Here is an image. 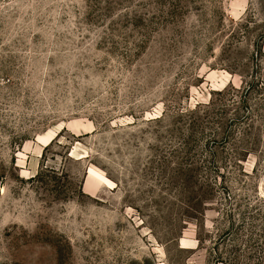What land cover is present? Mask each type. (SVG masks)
<instances>
[{"label": "rangeland", "instance_id": "374dc122", "mask_svg": "<svg viewBox=\"0 0 264 264\" xmlns=\"http://www.w3.org/2000/svg\"><path fill=\"white\" fill-rule=\"evenodd\" d=\"M0 264H264V0H0Z\"/></svg>", "mask_w": 264, "mask_h": 264}]
</instances>
